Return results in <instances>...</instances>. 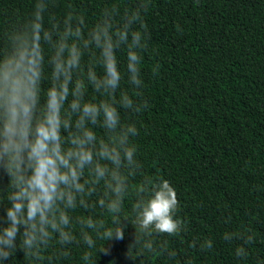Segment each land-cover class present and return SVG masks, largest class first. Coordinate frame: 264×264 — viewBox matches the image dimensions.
I'll return each instance as SVG.
<instances>
[{
    "label": "trees",
    "instance_id": "obj_1",
    "mask_svg": "<svg viewBox=\"0 0 264 264\" xmlns=\"http://www.w3.org/2000/svg\"><path fill=\"white\" fill-rule=\"evenodd\" d=\"M110 2L56 0L51 12L82 15L90 27ZM118 2L124 8L140 0ZM33 3L0 0V37ZM141 23L148 37L141 64L148 107L123 118L138 128L143 174L130 180L121 206L123 238L105 234L115 226L104 210L78 207L69 213L77 243L53 242L39 258L17 248L3 264H264V0H147ZM117 55L123 72L124 52ZM84 59L91 63L87 53ZM145 177L174 188L173 216L181 222L176 234L145 233L136 224L135 189ZM8 182L0 169V189ZM6 197L0 194V218ZM89 215L103 226L82 228L78 221ZM249 236L252 243L245 244ZM239 247L243 257L236 255Z\"/></svg>",
    "mask_w": 264,
    "mask_h": 264
},
{
    "label": "clouds",
    "instance_id": "obj_2",
    "mask_svg": "<svg viewBox=\"0 0 264 264\" xmlns=\"http://www.w3.org/2000/svg\"><path fill=\"white\" fill-rule=\"evenodd\" d=\"M54 7L56 0H34L32 10L0 37V169L9 177L6 190L0 189L8 205L0 218V264L17 248L39 258L53 242L77 243L69 213L78 207L104 210L115 226L105 234L122 239L121 206L130 180L143 174L138 128L123 114L135 116L148 107L141 69L147 0L124 8L111 0L90 27L82 15L57 17ZM135 197L132 210L141 231L178 232V200L168 180L145 177ZM78 222L94 231L104 223L92 215ZM81 236L94 246L90 235ZM140 243L136 235L135 245ZM236 255L243 257V247Z\"/></svg>",
    "mask_w": 264,
    "mask_h": 264
}]
</instances>
